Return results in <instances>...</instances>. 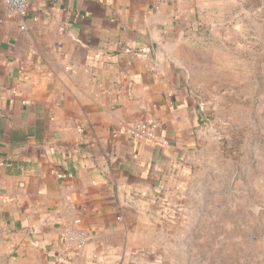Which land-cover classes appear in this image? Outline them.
I'll use <instances>...</instances> for the list:
<instances>
[{"label":"crops","instance_id":"obj_1","mask_svg":"<svg viewBox=\"0 0 264 264\" xmlns=\"http://www.w3.org/2000/svg\"><path fill=\"white\" fill-rule=\"evenodd\" d=\"M183 0H0V264H134L200 138L176 44ZM169 57L153 53L151 39ZM156 142L132 140L135 121ZM87 236L64 251L69 229Z\"/></svg>","mask_w":264,"mask_h":264},{"label":"rangeland","instance_id":"obj_2","mask_svg":"<svg viewBox=\"0 0 264 264\" xmlns=\"http://www.w3.org/2000/svg\"><path fill=\"white\" fill-rule=\"evenodd\" d=\"M196 159L134 264H264V0H183Z\"/></svg>","mask_w":264,"mask_h":264},{"label":"built area","instance_id":"obj_3","mask_svg":"<svg viewBox=\"0 0 264 264\" xmlns=\"http://www.w3.org/2000/svg\"><path fill=\"white\" fill-rule=\"evenodd\" d=\"M1 5L8 17L17 19V28L19 31H25L26 25L24 18L27 13L28 0H1ZM157 127L151 122L135 121L128 125L125 133L134 141L153 144L156 142ZM64 251L84 249L87 236L78 229L69 228L65 230L60 237Z\"/></svg>","mask_w":264,"mask_h":264},{"label":"water","instance_id":"obj_4","mask_svg":"<svg viewBox=\"0 0 264 264\" xmlns=\"http://www.w3.org/2000/svg\"><path fill=\"white\" fill-rule=\"evenodd\" d=\"M151 47H152V51L155 55L162 56V57L169 59V57L166 53V49L164 48L163 45L159 44V42L155 38L151 39Z\"/></svg>","mask_w":264,"mask_h":264}]
</instances>
